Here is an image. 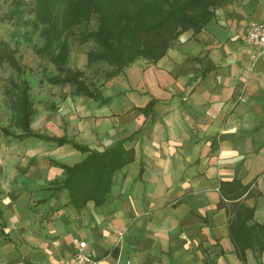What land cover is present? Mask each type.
<instances>
[{
  "label": "crops",
  "instance_id": "crops-1",
  "mask_svg": "<svg viewBox=\"0 0 264 264\" xmlns=\"http://www.w3.org/2000/svg\"><path fill=\"white\" fill-rule=\"evenodd\" d=\"M250 21L264 22V0H229L156 62L110 79L91 70L104 102L52 87L34 133L98 152L126 140L133 161L114 172L105 204L77 214L52 183L83 154L1 141L0 264H63L82 241L98 264H264V251H239L231 237L239 206L251 211L246 226L264 225V58L251 68L241 39Z\"/></svg>",
  "mask_w": 264,
  "mask_h": 264
},
{
  "label": "trees",
  "instance_id": "trees-1",
  "mask_svg": "<svg viewBox=\"0 0 264 264\" xmlns=\"http://www.w3.org/2000/svg\"><path fill=\"white\" fill-rule=\"evenodd\" d=\"M229 0H0L9 10L2 17L12 27L16 42L30 46L50 87L70 88V93L97 103L104 102L99 92L89 87L83 71L67 67L71 42L91 43L86 51V66H105L104 77L110 79L136 60L156 62L177 41L179 35L191 30L199 32L212 18L213 12ZM95 21L94 29L90 28ZM15 49L0 42V64L15 71V78L3 88L11 124L16 132L0 128L5 137L23 140L35 138L56 147L69 144L84 155L77 164L60 166L64 177L52 183L55 190L66 192V207L77 214L92 202L105 204L110 196L112 176L134 157L125 149L126 140L101 152L90 150L66 137L56 138L34 133L30 126L34 116L30 83L14 56ZM97 72V69H95ZM147 109H150L148 106ZM235 198V197H234ZM251 211L241 206L235 212L231 237L239 251L251 249L258 255L264 251V225L246 226ZM260 264V263H259ZM262 264V263H261Z\"/></svg>",
  "mask_w": 264,
  "mask_h": 264
},
{
  "label": "rangeland",
  "instance_id": "rangeland-1",
  "mask_svg": "<svg viewBox=\"0 0 264 264\" xmlns=\"http://www.w3.org/2000/svg\"><path fill=\"white\" fill-rule=\"evenodd\" d=\"M10 6L8 3L0 2V42H4L9 45L11 49H15V58L18 60V63L23 68L24 77L28 82L30 83V95L34 104L35 114L39 115L44 110L42 109V103H44V97L48 95L51 96L52 87H50L45 82V78L42 75L41 69L42 67L46 66L49 69L52 68V66L46 62L39 63L38 58L32 53L30 46L27 43L24 42H16V39L12 37L11 31L12 27L10 23L6 20H4L2 17L6 14V12L9 10ZM95 27V21L92 20L90 23V28L94 29ZM92 47L91 43L88 42L86 44L80 45L77 42H71V49L69 53V59L67 62V67L71 70H80L83 71L84 77H89L91 70L97 69L96 74L98 77L101 78L104 77V68L105 66H99L95 65L91 68H88L85 60V53L87 50H89ZM15 78V71L12 70L5 62L0 64V128L4 127L7 128L11 132H16L14 126L11 124V119L9 116V111L7 109V102L6 97L3 94V88L5 85L8 84V80ZM45 89L47 90L44 94ZM61 95L70 93V88L68 86L59 88ZM59 91V90H56ZM9 139V140H7ZM7 141L9 146H17V148L26 147V145L18 144L17 140L13 141V138L5 137L1 134L0 131V142L3 143ZM5 143V142H4ZM28 143V146L30 144H34L35 142L30 141L26 142ZM30 143V144H29ZM44 150H50L53 146L49 145L48 143L43 144ZM35 148V147H33ZM31 208H33L31 210ZM31 214L33 213L35 216L41 217L45 214V211L41 209L35 208V206L30 205L29 208ZM32 214V215H33ZM33 215V216H34ZM30 216V213H29ZM43 220V219H41Z\"/></svg>",
  "mask_w": 264,
  "mask_h": 264
},
{
  "label": "built area",
  "instance_id": "built-area-1",
  "mask_svg": "<svg viewBox=\"0 0 264 264\" xmlns=\"http://www.w3.org/2000/svg\"><path fill=\"white\" fill-rule=\"evenodd\" d=\"M241 39L243 46L250 51L252 68L256 60L264 58V22H248ZM123 237L124 231L117 232V246L121 244ZM63 264H98V261L86 251V243L82 241L77 244L72 258ZM115 264H130V261L121 263L118 257Z\"/></svg>",
  "mask_w": 264,
  "mask_h": 264
}]
</instances>
